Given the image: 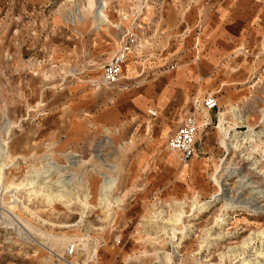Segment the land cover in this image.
<instances>
[{
    "label": "rangeland",
    "instance_id": "rangeland-1",
    "mask_svg": "<svg viewBox=\"0 0 264 264\" xmlns=\"http://www.w3.org/2000/svg\"><path fill=\"white\" fill-rule=\"evenodd\" d=\"M98 2L0 0V137L10 153L0 185V264H241L228 250L264 230V198L257 199L264 191V0H104L101 24ZM130 40L119 82L105 84L102 67ZM170 65L188 70L197 85L178 110L172 104L156 120L145 107L120 136L101 124L119 95L141 91ZM207 96L218 106L195 113L196 156L184 162L167 141ZM68 112L77 116L71 136ZM259 133L254 150L242 143ZM231 140L239 149L222 144ZM47 157L59 175L74 176L66 198L51 204L7 192L9 183L47 167ZM107 176L118 183L105 202ZM87 196L84 209L79 200ZM213 197L219 201L196 217L194 198ZM228 201L235 209L218 229ZM176 203L185 217L172 236L167 220Z\"/></svg>",
    "mask_w": 264,
    "mask_h": 264
},
{
    "label": "bare ground",
    "instance_id": "bare-ground-1",
    "mask_svg": "<svg viewBox=\"0 0 264 264\" xmlns=\"http://www.w3.org/2000/svg\"><path fill=\"white\" fill-rule=\"evenodd\" d=\"M90 2V1H89ZM88 6V5H87ZM93 6V5H91ZM91 6L89 8H91ZM85 8V7H84ZM97 16L96 18L99 19V23L101 24L102 22H104V20L101 17V13L104 12V10L106 9V3L104 2V0H99V2L97 3ZM96 19V20H97ZM80 21V20H79ZM83 22V21H82ZM232 113H234L235 116H238V109L236 106L231 108ZM208 112V111H207ZM220 123L221 124H225V118L221 116L220 119ZM221 131H223L224 129L221 127ZM5 130L9 131V128L6 127ZM253 130L251 129L250 132H252ZM262 133L256 134V135H250L247 134L243 137V139H241V141H243L242 143L244 144H250V147H252V150L255 149V145H257L259 142H261L262 140ZM234 137H236V134H234ZM232 137H229V139H231ZM231 143L227 145V143H224V141L222 142L223 145H225L229 150L230 149H239V146L237 145V143L234 145L233 144V140L230 141ZM261 144L264 143L263 141L261 142ZM0 146H6L8 147V142L6 140H2L0 137ZM10 158V153L9 150L5 151L4 149L0 148V185H1V180H2V176L5 174V170L8 169L9 167L7 166V161H9ZM48 158V157H47ZM46 165L47 167H43L40 170H31L29 171L26 176L24 177L23 180L19 181V182H11L7 185V192L8 193H12V192H19V191H27L28 194L27 196L29 197H34V198H44L48 203H51L54 201V199H59V200H63L64 198H66L69 194L68 192H71L73 189L76 188V186L73 184L74 183V176L72 178L68 179H61L64 177V174L59 175L60 172H62V168H60L59 166H56L52 161H50V159L48 158L46 160ZM54 173H58V175L60 176L59 181H57V185L58 187L54 189L53 185H49L51 178L56 175ZM54 174V175H53ZM238 174V173H237ZM233 175V174H232ZM232 175H227V178L232 177ZM215 177V176H214ZM240 181V180H239ZM246 181V180H245ZM78 183H80V186L82 185V182L78 181ZM117 178L115 177H104L103 178V182L101 184V188H100V194L102 199L107 202L108 200L106 198L109 197V195L116 189L117 187ZM69 184V185H67ZM229 184L226 183L224 186H228ZM228 189H226L227 191ZM220 191H222V189L220 188ZM223 192V191H222ZM219 193L218 196H225L224 193ZM257 194H259V198H264V191H259L257 192ZM15 195V194H14ZM14 195H12V197H14ZM263 195V196H262ZM214 198V197H213ZM79 200V199H78ZM21 201V200H20ZM219 201V198L215 197L212 201L208 202V203H200L197 198H194L193 202H192V209L194 212L197 213L196 217H198L199 215H201L203 212H205L206 210L210 209L213 207V205ZM23 202V201H22ZM58 202V201H57ZM79 202H81V204L83 205L84 209H88V196L84 197L83 202L81 200H79ZM254 202V201H253ZM258 201H255L254 203L257 204ZM176 206L179 207V210L176 211V214L174 215V218L172 219H168L167 220V224H170V230H172L173 235L175 230L177 229L178 226L183 224V218L185 217V211H184V204L183 203H176ZM223 210L221 212V214L219 216L216 217V225L215 227H217L218 229H221L224 225L227 224L226 220L228 219V210L233 209L234 207L232 206V203L230 201L226 202L223 206ZM23 209V211H28L30 212V210L28 209V206L24 203H21V207ZM255 208V207H254ZM260 208V207H259ZM235 209V208H234ZM258 209V207H257ZM262 209V208H261ZM223 212H227L225 214H223ZM256 213V211H255ZM195 213H193L192 215H194ZM84 215V214H83ZM251 215V213H250ZM82 218H84L82 216ZM191 228V227H190ZM182 229H185V227H183ZM182 234V232H181ZM253 235H255L254 237H248L247 239H245L243 241V244L241 246V248H239V250L237 249H229L228 250V254L231 256H233L234 258L236 257H240L241 264H262V262H264V242L262 244L261 248H255L252 252V254H249V246H251V244L253 243V241L257 238V239H262L264 238V230L259 231L257 233H254ZM222 235L220 233H218L216 236H214L211 240H220V237ZM210 235L209 233L207 234L206 238L202 239V243L206 244L208 243V239H209ZM174 238V237H173ZM176 249L179 247V244H176ZM226 254V253H225ZM225 257V255H224ZM172 263V259L171 258H167L166 259V264H170Z\"/></svg>",
    "mask_w": 264,
    "mask_h": 264
},
{
    "label": "crops",
    "instance_id": "crops-1",
    "mask_svg": "<svg viewBox=\"0 0 264 264\" xmlns=\"http://www.w3.org/2000/svg\"><path fill=\"white\" fill-rule=\"evenodd\" d=\"M208 54V59L213 61L215 51L211 50ZM187 71L184 69L179 70L170 65L167 71L159 72L156 76L153 74L152 77L155 78L144 85L141 91H133L132 94L123 92L117 98V104L119 105L116 108H111L108 105L106 116L104 113L101 114V124L109 130H115V135L120 136L122 131L127 132L131 126L135 125L133 121L141 118V109L143 110L145 107L154 109L150 113H154V116L151 115L156 120L159 119L158 115L160 113L165 114L172 104H174L173 109L178 110L186 100L185 95L193 94L197 90L194 75L188 74ZM126 89L124 88V90ZM127 90L129 91V89ZM69 102L70 110L71 100ZM68 113L69 120L71 118L74 119L72 131L71 121L69 123L68 136H71L75 133V119L77 116L75 114L71 115L70 112Z\"/></svg>",
    "mask_w": 264,
    "mask_h": 264
},
{
    "label": "built area",
    "instance_id": "built-area-1",
    "mask_svg": "<svg viewBox=\"0 0 264 264\" xmlns=\"http://www.w3.org/2000/svg\"><path fill=\"white\" fill-rule=\"evenodd\" d=\"M130 49L131 40L124 41L117 54L102 67L103 81L105 84L114 85L119 82L122 75L123 66L126 63ZM217 106L218 101L214 96H207L201 103L194 102L193 111L184 118L182 125L167 141L168 151L177 154L184 162H187L192 157L196 156V150L194 146L199 133V123L195 113H201L203 110L210 112L217 108ZM0 148L4 149L5 151L8 150V147L6 146H0ZM70 175L64 174V177L61 179L69 180L72 178V174ZM57 180L58 178L56 180L53 179V181Z\"/></svg>",
    "mask_w": 264,
    "mask_h": 264
}]
</instances>
